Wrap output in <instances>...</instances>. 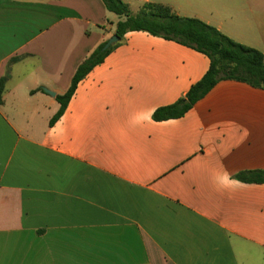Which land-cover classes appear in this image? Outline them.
Instances as JSON below:
<instances>
[{
  "label": "crops",
  "instance_id": "obj_1",
  "mask_svg": "<svg viewBox=\"0 0 264 264\" xmlns=\"http://www.w3.org/2000/svg\"><path fill=\"white\" fill-rule=\"evenodd\" d=\"M122 1L170 7L264 55V0ZM118 20L102 0H0V264H264V184L234 178L264 171V90L222 81L156 122L210 61L132 32L50 126Z\"/></svg>",
  "mask_w": 264,
  "mask_h": 264
},
{
  "label": "trees",
  "instance_id": "obj_2",
  "mask_svg": "<svg viewBox=\"0 0 264 264\" xmlns=\"http://www.w3.org/2000/svg\"><path fill=\"white\" fill-rule=\"evenodd\" d=\"M106 10L118 17L115 36L119 42L103 51L106 43L97 48L77 69L68 91L57 95L59 111L50 126L64 115L78 85L115 50L128 33L144 32L205 55L210 66L200 81L194 84L184 98L176 103L157 109L153 120L164 122L178 120L222 81H236L264 90V55L259 50L240 44L224 35L215 27L196 18L180 17L170 7L145 4L133 13L122 0H102ZM5 80H0V104L3 103ZM42 90V89H40ZM234 178L244 184H264V171H245Z\"/></svg>",
  "mask_w": 264,
  "mask_h": 264
},
{
  "label": "water",
  "instance_id": "obj_3",
  "mask_svg": "<svg viewBox=\"0 0 264 264\" xmlns=\"http://www.w3.org/2000/svg\"><path fill=\"white\" fill-rule=\"evenodd\" d=\"M119 42V38L117 36H113L108 42H106L105 46L103 47V51L108 50L111 46ZM45 92L52 97L55 96V93L50 90H45Z\"/></svg>",
  "mask_w": 264,
  "mask_h": 264
},
{
  "label": "rangeland",
  "instance_id": "obj_4",
  "mask_svg": "<svg viewBox=\"0 0 264 264\" xmlns=\"http://www.w3.org/2000/svg\"><path fill=\"white\" fill-rule=\"evenodd\" d=\"M168 1H171V2L173 3V0H168ZM202 1H203V0H202ZM110 16L115 17L116 15L110 13ZM116 17H117V16H116ZM109 40H110V39H109Z\"/></svg>",
  "mask_w": 264,
  "mask_h": 264
}]
</instances>
